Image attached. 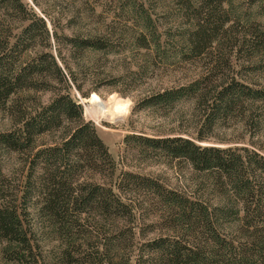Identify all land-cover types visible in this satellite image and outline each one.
Wrapping results in <instances>:
<instances>
[{
  "label": "trees",
  "instance_id": "obj_1",
  "mask_svg": "<svg viewBox=\"0 0 264 264\" xmlns=\"http://www.w3.org/2000/svg\"><path fill=\"white\" fill-rule=\"evenodd\" d=\"M153 2L176 9L178 32L160 31L142 8ZM125 7L130 31L65 34L53 13L0 0V264H264V147L252 140L264 127V83L247 75L264 80V0ZM173 36L187 61L216 45L220 71L154 91L135 109L189 102L201 115L195 137L127 134L123 143L144 159L188 165L192 195L121 167L78 98L89 97L82 80L99 78L101 58L126 45L157 55ZM240 57V79L221 80ZM234 119L249 129L245 145L212 138ZM162 226L167 233L148 237Z\"/></svg>",
  "mask_w": 264,
  "mask_h": 264
},
{
  "label": "rangeland",
  "instance_id": "obj_2",
  "mask_svg": "<svg viewBox=\"0 0 264 264\" xmlns=\"http://www.w3.org/2000/svg\"><path fill=\"white\" fill-rule=\"evenodd\" d=\"M22 1L32 7L40 16L43 15V9L53 13L55 19L58 20V29L65 34H84L105 28L119 33L120 31H130L134 27L131 14L127 13V9L130 7H125L128 0ZM228 1L234 7H239L244 0ZM161 5L164 6V2ZM149 6L151 7L142 8L154 20L158 19L161 32L169 31L173 35L180 30V24L175 20L177 17L174 7H159L158 2H153ZM163 9L168 10L166 17H162L160 14ZM258 20L264 23V17H259ZM122 38V45L129 44L125 37ZM175 40V36L170 38L162 52L157 55L148 56L146 50L129 49L130 47L126 45L118 53L101 58L97 62L98 67L96 65L94 69L92 68V71L96 70L99 73V78L96 80L94 78L92 82L87 79L82 80L85 83L84 90L91 92L89 97L84 99L78 95V98L83 106L85 120L95 124L99 136L121 167L125 170L158 177L168 187L192 195L197 193L199 187L197 186V176L188 165L177 163L171 166L164 160L144 159L127 151L123 143V138L127 134L153 136L183 133L184 136L195 137L201 115L189 102L176 103L169 109H135L138 101L154 91L189 82L199 75L215 69L216 60L221 63L223 51L219 50L216 45H212L198 58L190 61L179 59L175 55L177 51ZM238 59L237 64H235L234 58L230 60L224 71L220 73L223 77L221 80L229 76L240 79L238 69L244 61L242 57ZM219 71L215 69L213 74L216 75ZM247 75H249L248 79H252L250 82L254 85H258L257 82L264 83L262 82L264 80L252 76V73ZM48 96V94L44 95L43 99L46 100ZM98 102L106 107V112L98 111L96 107ZM237 120H229L217 126L212 133V138L214 140L240 141L242 145H245L249 141V129ZM252 140L257 145L264 147V127ZM152 219H154V214L149 215L147 223ZM165 233L167 230L165 226H162L157 232L150 233L148 237L152 238L155 234Z\"/></svg>",
  "mask_w": 264,
  "mask_h": 264
},
{
  "label": "bare ground",
  "instance_id": "obj_3",
  "mask_svg": "<svg viewBox=\"0 0 264 264\" xmlns=\"http://www.w3.org/2000/svg\"><path fill=\"white\" fill-rule=\"evenodd\" d=\"M96 107H97L98 111L101 113L102 112L104 113L107 111L106 107L103 104H101L100 102H98V104H96Z\"/></svg>",
  "mask_w": 264,
  "mask_h": 264
}]
</instances>
